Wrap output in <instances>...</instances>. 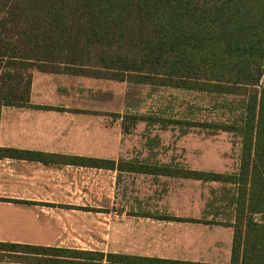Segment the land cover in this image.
Returning a JSON list of instances; mask_svg holds the SVG:
<instances>
[{"label": "trees", "instance_id": "obj_1", "mask_svg": "<svg viewBox=\"0 0 264 264\" xmlns=\"http://www.w3.org/2000/svg\"><path fill=\"white\" fill-rule=\"evenodd\" d=\"M34 69L242 96L238 172L189 171L184 177L232 187L206 223L233 228L229 264H264V0H0V112L2 105H31ZM70 161L114 166L95 158ZM221 210L227 218L218 220ZM6 258L32 264H206L0 242V260Z\"/></svg>", "mask_w": 264, "mask_h": 264}, {"label": "crops", "instance_id": "obj_2", "mask_svg": "<svg viewBox=\"0 0 264 264\" xmlns=\"http://www.w3.org/2000/svg\"><path fill=\"white\" fill-rule=\"evenodd\" d=\"M31 74V105L1 107L0 150L43 158L0 152L1 243L230 263L232 227L142 205L140 194L133 196L138 205L119 206L125 201L121 179L127 175L139 183L142 176L157 175L149 170L151 164L109 156L110 97L124 109L118 84L136 82L38 69ZM71 158L112 161L114 166ZM0 264L32 263L6 258Z\"/></svg>", "mask_w": 264, "mask_h": 264}, {"label": "rangeland", "instance_id": "obj_3", "mask_svg": "<svg viewBox=\"0 0 264 264\" xmlns=\"http://www.w3.org/2000/svg\"><path fill=\"white\" fill-rule=\"evenodd\" d=\"M121 88L124 109L117 107L120 100L110 97L109 156L151 164L149 170L157 175L142 176L139 183L127 175L121 179L119 192L125 201L119 206L138 205L133 196L140 194L142 205L212 219L214 209L226 204L223 199L231 195L232 187L184 176L189 171L238 172L243 97L145 83H119L118 91ZM222 212L215 218L223 220Z\"/></svg>", "mask_w": 264, "mask_h": 264}]
</instances>
